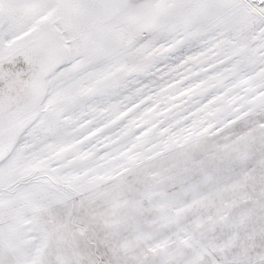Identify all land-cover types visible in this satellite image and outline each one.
<instances>
[{
	"label": "snow or ice",
	"instance_id": "snow-or-ice-1",
	"mask_svg": "<svg viewBox=\"0 0 264 264\" xmlns=\"http://www.w3.org/2000/svg\"><path fill=\"white\" fill-rule=\"evenodd\" d=\"M0 264H264V0H0Z\"/></svg>",
	"mask_w": 264,
	"mask_h": 264
}]
</instances>
